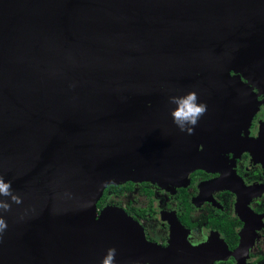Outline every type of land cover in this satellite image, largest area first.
Here are the masks:
<instances>
[{"label":"water","instance_id":"water-1","mask_svg":"<svg viewBox=\"0 0 264 264\" xmlns=\"http://www.w3.org/2000/svg\"><path fill=\"white\" fill-rule=\"evenodd\" d=\"M260 86L264 0H0V176L22 200L0 214V264H100L109 248L116 264H247L248 236L165 250L98 204L109 185L218 169ZM189 91L207 105L193 135L168 100Z\"/></svg>","mask_w":264,"mask_h":264},{"label":"flooded vegetation","instance_id":"flooded-vegetation-1","mask_svg":"<svg viewBox=\"0 0 264 264\" xmlns=\"http://www.w3.org/2000/svg\"><path fill=\"white\" fill-rule=\"evenodd\" d=\"M255 92L257 110L218 169H196L185 186L172 189L129 181L119 185L131 183L133 189L121 195L109 190L108 196L120 198L121 207L143 226L149 241L181 253L208 244L224 254L238 250L248 236L247 264H264V86ZM166 255L161 258L171 256ZM220 262L238 264L239 258L231 255L213 264Z\"/></svg>","mask_w":264,"mask_h":264},{"label":"clouds","instance_id":"clouds-1","mask_svg":"<svg viewBox=\"0 0 264 264\" xmlns=\"http://www.w3.org/2000/svg\"><path fill=\"white\" fill-rule=\"evenodd\" d=\"M169 103L175 107L170 110L173 124L180 132L187 135H193L199 120L207 111V105L199 102V97L195 91H189L182 95H171L168 98ZM0 197L10 198L0 199V214L9 212L12 204H20L21 198L12 191L11 182H6L3 176H0ZM7 223L0 215V233L7 228ZM117 250L109 248L102 258L100 264H116Z\"/></svg>","mask_w":264,"mask_h":264},{"label":"trees","instance_id":"trees-1","mask_svg":"<svg viewBox=\"0 0 264 264\" xmlns=\"http://www.w3.org/2000/svg\"><path fill=\"white\" fill-rule=\"evenodd\" d=\"M120 187L119 188H116L113 187V185H109L106 189H105V192H104V195L103 197L101 198V200L99 201V204L98 206L99 207H102L103 206V203L106 201V198H108V192L109 190H115L114 192L118 195H121L122 193H124L125 191H128V190H132L133 189V185L131 183L127 184L125 187L122 186V185H119ZM217 264H224L223 262H220V263H217Z\"/></svg>","mask_w":264,"mask_h":264},{"label":"rangeland","instance_id":"rangeland-1","mask_svg":"<svg viewBox=\"0 0 264 264\" xmlns=\"http://www.w3.org/2000/svg\"><path fill=\"white\" fill-rule=\"evenodd\" d=\"M138 188H139V187H138ZM137 193H138V192H137V190H136L135 193H133V194L131 195V197H130L131 202L136 201ZM128 199H129V198H128ZM107 202H108V205H111V206H117V207L123 208V207H121L123 201H122L120 198H117V197H115V196H113V195H109V196H108V200H107Z\"/></svg>","mask_w":264,"mask_h":264}]
</instances>
